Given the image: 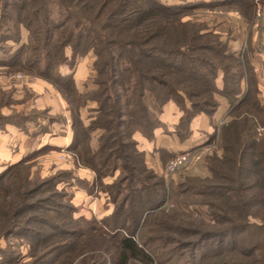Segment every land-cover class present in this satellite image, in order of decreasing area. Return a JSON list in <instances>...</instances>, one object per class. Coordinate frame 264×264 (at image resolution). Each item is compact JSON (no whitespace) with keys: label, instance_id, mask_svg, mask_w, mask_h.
<instances>
[{"label":"trees","instance_id":"16d2710c","mask_svg":"<svg viewBox=\"0 0 264 264\" xmlns=\"http://www.w3.org/2000/svg\"><path fill=\"white\" fill-rule=\"evenodd\" d=\"M180 2L0 0V41L21 43L20 28L27 31L9 66L36 72L61 94L71 118L67 148L94 173V183L120 171L104 190L113 210L99 219L74 217L56 189L59 180L31 179L22 160L0 172V238L23 236L36 263L63 264L89 251L75 264H264V128L257 133L264 105L256 77L246 76L242 90L246 62L217 34L183 20L192 4ZM231 2L252 16V0L219 4ZM86 55L93 58L94 87L83 93L57 69ZM216 95L228 101L221 156L206 159L205 176L166 182L147 167L133 138L139 132L152 139L162 126L148 98L178 106L184 132L175 133L184 140L195 115L216 111ZM87 102L96 114L84 128L79 110ZM94 130L100 134L92 150ZM196 203L204 210L189 209Z\"/></svg>","mask_w":264,"mask_h":264},{"label":"rangeland","instance_id":"374dc122","mask_svg":"<svg viewBox=\"0 0 264 264\" xmlns=\"http://www.w3.org/2000/svg\"><path fill=\"white\" fill-rule=\"evenodd\" d=\"M161 1L167 4L181 3L180 0H161ZM219 1L221 0H189L188 2H191L192 5H190V7H188L185 10L186 15L184 16L183 20H191L192 22H196L197 24L204 26L205 30L217 34L218 39L226 45L231 40H234L235 37L237 40H239V42H241L242 47H240L237 51L232 52L229 49L228 50L233 54H235L236 52V55L239 56V60L242 63L246 62V64L243 63L244 77L241 82V89L244 90L247 89V85H248L246 76H254V71L250 64L251 61L250 58L253 55V51L249 46V42L251 40V33H252L251 28L254 26L255 27V28L253 27L254 29L256 28L258 29L261 28L262 26L261 21L264 11V0H252L254 6L252 7V16H250L249 18L243 17L244 5H242L240 2H231L229 4L221 5L219 4ZM257 12H259V15L257 14ZM237 16H239L241 19H243V22H245L244 25L245 30L244 31L242 30V33L239 34L240 37L238 33H236V31L238 32V29H240L241 26L237 27L236 24L234 25L235 20L233 17H237ZM235 26L237 28H235ZM3 33L4 30H0V34ZM20 33H21V43H26L27 31L24 28H20ZM21 43H14L11 40L0 41V130L4 129V127H6L7 125L17 127L18 129L23 131H27L28 130L27 128L29 127L35 129V131L31 132L32 135L35 137V135L38 134L36 137L39 138V136L40 137L47 136L48 133H51L52 130H54L58 124L68 123L66 122L67 119L69 121L70 129H71V118H70L69 108L65 100L62 98L61 94L57 90H55V88L48 81L37 76L36 72L31 71V73L30 72L28 73V71H23L21 69L19 70V67L14 68L13 66H9L8 63L11 62L13 59L15 60L16 58L15 53L18 52V48L21 45ZM65 52L66 54L69 55L68 49H66ZM25 53L26 50L22 51L21 56L23 57ZM86 56H90V55H86ZM86 56L82 58H87ZM82 58H78V59L80 60ZM88 61L90 62V60ZM247 63L249 64V67L247 66ZM75 65L72 66V68L68 66H61L57 70L61 75L73 76L72 70L74 69ZM248 68L251 69L248 70ZM57 70L55 67L52 68L51 71L52 76L56 75ZM90 71L91 73H88L87 76H93L92 68H90ZM220 73L221 72L219 71L216 83L218 85V81H219V83L221 82V86H222V81H221L222 74L221 76H219ZM255 77H256V81L258 82L257 76ZM36 80L46 83L47 86L49 85L64 100L68 110L67 118L64 115H62L60 111L59 112L56 111L57 109L55 108L57 105L55 102L51 103L54 106V108H50L49 106L45 105L44 102H41L39 100L38 93L31 88V84ZM91 89L93 88L90 85V88L83 89L81 92L85 93ZM220 97L225 99L228 104L227 99L221 95H216L217 102H218V98ZM258 98L261 103L259 91H258ZM95 114L96 113L93 110H91V114L87 116L89 117V120L86 119L81 120L82 126L84 128L89 124L91 118ZM205 115L211 118L213 114L212 115L205 114ZM227 119H228L227 113L225 117H222L219 120H216V118L211 119V124H212L211 133L207 135L205 134L201 135L200 137L201 139L198 140L199 142L197 141V144L193 145V147L190 148L192 149L197 147L198 145L208 144V146H210V149L207 152H205V154L201 159L196 160L180 168H177L173 172H169L167 170V166L170 160L179 152L174 154L160 153L159 154L160 169L156 171L155 170L156 168L154 169V167H149L146 164L147 167L158 176L164 178L166 182L172 181L174 184L182 182L188 176H205L202 174V172L203 171L207 172L205 168L206 159L210 156H214V155L221 156L222 154L218 132L220 126ZM10 122L15 123V125ZM263 128H264V121L263 123L258 124L257 127L258 135L261 134V132H263ZM176 130L184 132L183 131L184 129L178 126V124L175 128V131ZM214 134L216 135L215 138L211 139V136H213ZM189 135L190 132H188V136ZM188 136H186L185 139H187ZM182 139L183 138H181L180 140ZM17 148H18L17 145L14 146V144L11 143L9 146H7L6 152L13 154L15 151H17ZM63 151L65 154H67V158L65 160L60 159V155L62 154ZM6 159L7 160H4V164L2 166L1 171L4 170L6 167L22 160L24 162L23 166L28 171V174L31 179H34L35 181L44 180L48 178H54L55 180H59V182L56 183V189L67 195V198L65 200L70 202V204H72L76 209V212L74 213V217L82 216L86 219H91L92 217L94 218L96 217L99 219L105 216L98 213H94L90 208H88L89 206H87V201H84V205H85L84 207H86L85 208L86 210L82 212V207H83L82 203H76V201L73 200L77 187L78 189L83 190L88 195L93 197L99 194L100 195L98 196L99 206L102 205L104 206L105 204L108 203L110 205L111 211L113 210V204L110 202L109 196L106 194V192H104V190H105V186L111 184L120 175L119 170H117L113 176H110L111 178L108 177L103 178L101 183L102 185L100 183H94L93 180L90 181L86 179V177H84V174H82L78 170L84 167L80 166V164L78 163L77 156L73 151L68 150V148L60 149V150H56V149L50 150V148L48 147L40 146L36 148V150L33 149V151L27 153L25 156H20V158L16 161L15 160L13 161L12 157H7ZM200 205L201 204L196 203L195 205H191L189 209L204 210L205 206L204 205L200 206ZM199 215L202 216V214ZM85 246L86 244L82 246V250H85L86 248ZM0 249L2 250V253H0V264H38L35 261L36 258L33 259L30 256V252H31L30 247L23 236L19 237L18 235H11L6 238H0ZM89 253H90L89 251H85L84 254H81L79 256V258ZM75 255L76 254L70 256L66 261H64L63 264H75L76 261L79 259V258H75ZM13 256H14V260L16 261L15 263L10 261Z\"/></svg>","mask_w":264,"mask_h":264},{"label":"crops","instance_id":"0c3cea01","mask_svg":"<svg viewBox=\"0 0 264 264\" xmlns=\"http://www.w3.org/2000/svg\"><path fill=\"white\" fill-rule=\"evenodd\" d=\"M233 18L235 20L234 25L236 24L237 27L241 26V28L238 29V32L236 31L239 35L242 33V30H245V22H243V19L239 16ZM261 24V28L254 29V26V28H251L252 33L249 46L253 51V55L250 58V64L253 68L254 76H257L258 91L261 103L264 105V11ZM236 26L235 28H237ZM227 47L233 52L242 47V44L235 37L234 40L227 43ZM86 57L87 58H82L80 60L77 59L76 65L72 70L74 84L79 92L83 89L90 88V85L93 88V76H87L88 73H91L90 68L92 66L93 58H91V55ZM88 60H90V62ZM219 76H221V73ZM218 87L221 88V82L219 83V81ZM31 88L38 93V97L41 102H44L45 105L50 108H54L51 103L55 102L57 105L55 108L57 109L56 111H60L62 115L66 118L68 117L66 103L49 85L47 86L46 83L36 80L31 84ZM148 104L150 109L157 115L162 126L154 130L152 139L144 137L139 132H135L133 134V138L137 143V148L144 152L146 164L149 167H154V169L156 168V171L160 169V153L174 154L189 150L193 147V145L197 144V141L201 139V135L211 133V119L216 118V120H219L220 118L225 117L228 111V104L226 100L222 97L218 98V107L211 118L207 117L204 113L196 115L192 118L189 124L190 135L187 139L180 140L175 133V128L178 124L180 116L182 115L178 106L174 102L168 101L159 107L151 97L148 98ZM95 107L96 104L94 102H87L86 105L79 110L81 120H89V117L87 116L91 114V110H94ZM66 122L68 123L58 124L51 133H48L47 136H39V138L36 137L38 134H36L35 137L32 135L31 132L35 131L33 128L28 127L27 131H23L10 125L4 127V129L0 130V171L4 164V160H7V157H12L13 161H16L20 158V156H25L27 153L33 151V149L36 150V148L40 146L48 147L50 150L67 149V146L70 144L72 139V131L70 129L68 119ZM99 134V130H94L90 134L89 145L92 150L97 147V138ZM11 143H13L14 146H18L17 151L13 154L6 152L7 146ZM78 170L84 174L86 179L90 181L94 179V173L91 170L87 168H81ZM202 174L206 175V171H203ZM108 178L111 177L108 176ZM98 196L100 195L97 194L94 197L90 196L77 187L73 200L76 201V203H82V212L86 210V207H84V201H87V206H89L88 208H90L94 213L101 215L109 214L111 211L110 205L107 203L104 206H99Z\"/></svg>","mask_w":264,"mask_h":264},{"label":"built area","instance_id":"2783aa9c","mask_svg":"<svg viewBox=\"0 0 264 264\" xmlns=\"http://www.w3.org/2000/svg\"><path fill=\"white\" fill-rule=\"evenodd\" d=\"M257 14L259 15V12H257ZM209 149L210 146H208V144H202L190 150L180 152L170 160L167 166V170L169 172H173L177 168H180L196 160H199ZM66 158H67V154H65L63 151L62 154L60 155V159L65 160Z\"/></svg>","mask_w":264,"mask_h":264}]
</instances>
